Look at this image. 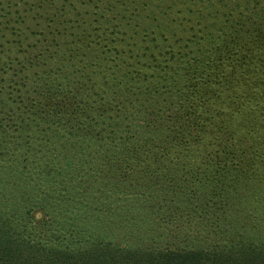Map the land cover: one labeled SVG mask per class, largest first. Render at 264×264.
Segmentation results:
<instances>
[{"label":"rangeland","instance_id":"rangeland-1","mask_svg":"<svg viewBox=\"0 0 264 264\" xmlns=\"http://www.w3.org/2000/svg\"><path fill=\"white\" fill-rule=\"evenodd\" d=\"M122 3L0 0V142L5 145L17 137L25 149H33L31 153L37 149V158L31 159L38 167H45L55 146L65 143L68 151L63 157L69 164L48 178L49 188L44 191H91L95 194L88 200L95 195L96 201L112 191L128 192L127 205L138 209L123 211L116 226L110 223L112 207L107 199L103 215L108 217L105 224L118 227L121 237L129 236L138 245L165 250L175 241L180 248L211 249L238 243L248 234L254 247H264V221L260 225L254 221L258 207L247 200V194L259 191H252L243 176L238 154L223 163L212 162L213 172L205 174L199 169L203 156L182 161L172 150L161 152V140L156 135L150 139L146 128L137 127L143 125L137 116L134 121L125 120L126 115L119 117L121 112H109L104 101L86 98L88 92L80 95L83 101L70 93L69 81L84 79V48L99 35L126 41L130 62L137 58L138 47L148 45L143 44L147 39L143 35L131 40L135 24L127 23L136 18L135 11ZM232 17L258 19L257 28L264 34V0H181L148 38L186 51L188 45H206L210 32L218 35L232 26V21L228 23ZM163 31L164 37L156 35ZM225 77L216 83L233 81ZM115 119L121 121L120 127ZM13 154L8 153L4 165L17 163ZM21 157L23 162L29 155ZM50 167L53 171L54 163ZM35 177L8 178L0 182V191H39ZM39 214H34L36 220ZM215 229L224 232L222 238L214 235ZM248 257L242 264H258L262 258Z\"/></svg>","mask_w":264,"mask_h":264},{"label":"trees","instance_id":"trees-1","mask_svg":"<svg viewBox=\"0 0 264 264\" xmlns=\"http://www.w3.org/2000/svg\"><path fill=\"white\" fill-rule=\"evenodd\" d=\"M179 1L122 0L120 5L135 11L136 18L127 23L135 24L131 40L143 35L147 37L143 44L148 45L138 47L137 58L130 62L126 41L99 35L93 45L79 48L85 51L84 79L70 80V93L83 101L80 95L88 92L86 98L104 101L109 112H121L119 117L124 114L125 120L137 116L143 123L137 127L146 128L150 139L156 135L161 140V152L172 150L182 161L203 156L199 169L205 174L213 172L212 162L223 163L238 154L243 176L252 191H259L247 194V200L256 203L253 219L260 225L264 221V34L257 28L258 19L232 17L228 23L233 25L218 35L210 32L204 46L188 45L184 51L155 44L148 36L163 26ZM165 4V9L156 10ZM156 35L164 37V31ZM224 76L233 81L216 83ZM114 124L122 125L116 119ZM32 150L25 149L17 137L5 145L0 142V182L33 174L40 186L39 191H0V264H242L249 254L262 256L258 264H264V247H254L248 234L238 243L211 249L180 248L175 241L165 250L152 249L129 236L121 237L118 227L105 224L103 206L108 199L110 223L118 226L123 211L138 209L127 205L128 192L112 191L96 201L95 195L88 200L95 194L91 191H44L49 188L48 178L69 164L63 157L68 147L56 145L45 167L35 166L31 158H37L38 150ZM12 152L17 163L4 165ZM223 234L214 231L218 238Z\"/></svg>","mask_w":264,"mask_h":264}]
</instances>
